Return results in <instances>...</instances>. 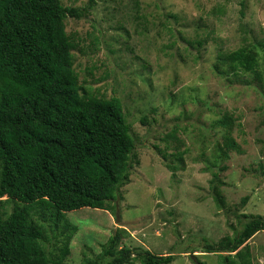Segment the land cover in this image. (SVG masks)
I'll return each mask as SVG.
<instances>
[{
	"label": "rangeland",
	"instance_id": "1",
	"mask_svg": "<svg viewBox=\"0 0 264 264\" xmlns=\"http://www.w3.org/2000/svg\"><path fill=\"white\" fill-rule=\"evenodd\" d=\"M61 1L85 12L66 19L80 83L89 95L121 100L140 161L123 198L112 202L115 211L67 212L78 230L66 264L99 257L119 227L127 229L123 244L174 253L171 264H221L218 254L203 251L204 237L233 235L242 226L238 214L264 216V0H97L86 11L90 0ZM241 47L260 53L262 79L217 71L219 53ZM226 111L242 126L233 132L240 149L223 161L224 128L215 123ZM174 131L185 141L186 168L176 172L168 167L179 163ZM215 171L226 181L224 207L214 198ZM1 201L0 216L17 204ZM35 216L47 248L58 252L63 229L49 213ZM248 242L254 263L264 264V230Z\"/></svg>",
	"mask_w": 264,
	"mask_h": 264
},
{
	"label": "trees",
	"instance_id": "2",
	"mask_svg": "<svg viewBox=\"0 0 264 264\" xmlns=\"http://www.w3.org/2000/svg\"><path fill=\"white\" fill-rule=\"evenodd\" d=\"M90 2L85 11L97 4ZM83 14L61 0H0V200L17 203L0 216V264H66L78 230L67 212L84 207L115 211L112 202L123 198L121 188L131 182L134 162L140 163L134 160L136 141L121 100L89 95L80 83L73 52L77 45L66 19ZM259 58L258 51L241 47L220 52L215 66L222 75L250 73L260 80ZM215 124L224 128L219 149L225 161L240 149L233 132L242 125L228 111ZM169 136L179 149L174 153L179 163L168 162V167L184 170L180 148L185 141L176 131ZM219 169L224 172L228 166L223 163ZM225 184L221 172H213L212 190L221 207L226 204ZM36 210L49 213L63 229L58 252L47 248L46 228ZM238 216L242 226L233 235L219 241L204 237L201 243L203 251L219 255L221 264H255L248 241L264 230V216ZM126 232L117 228L99 257L77 264L175 261L174 253L123 244Z\"/></svg>",
	"mask_w": 264,
	"mask_h": 264
},
{
	"label": "water",
	"instance_id": "3",
	"mask_svg": "<svg viewBox=\"0 0 264 264\" xmlns=\"http://www.w3.org/2000/svg\"><path fill=\"white\" fill-rule=\"evenodd\" d=\"M120 220V216H119V213L117 212V221Z\"/></svg>",
	"mask_w": 264,
	"mask_h": 264
}]
</instances>
